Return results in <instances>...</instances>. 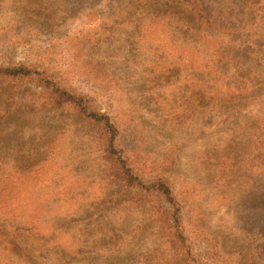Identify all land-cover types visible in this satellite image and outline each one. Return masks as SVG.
<instances>
[{"label":"rangeland","instance_id":"1","mask_svg":"<svg viewBox=\"0 0 264 264\" xmlns=\"http://www.w3.org/2000/svg\"><path fill=\"white\" fill-rule=\"evenodd\" d=\"M116 1L0 0V66L37 71L0 75V264H264L262 0ZM44 76L108 114L178 220Z\"/></svg>","mask_w":264,"mask_h":264},{"label":"trees","instance_id":"2","mask_svg":"<svg viewBox=\"0 0 264 264\" xmlns=\"http://www.w3.org/2000/svg\"><path fill=\"white\" fill-rule=\"evenodd\" d=\"M116 2L121 3V0H117ZM263 3L264 0L260 1V8H258V11H260L261 13H264ZM193 10L194 12H197L196 8H194ZM229 16V23L232 24L234 15L230 14ZM197 19L203 21L205 26H211L214 24L215 27H218L219 25L223 24V21H221L220 19L210 21L208 18L204 17L201 14H197ZM206 19L208 20L206 21ZM239 71L241 74H238V76H240L242 79L244 78L243 75L245 74L253 73L256 76V80L248 79L249 82L244 84L247 86L244 91H251L252 88L258 86V83H263V81H261V76L258 73L252 71ZM30 73L35 74L37 73V71L33 68H28L23 65H16L13 67L0 66V75L4 76L5 79L22 80L29 76ZM40 81V83L43 85L44 92L49 95V99L51 100V102L57 105H66L70 108L78 110L81 114L84 115V117H86V119L90 123L97 124L98 127H100L102 132L105 134V145L103 147L104 158L111 166V172L114 174L113 177H117L120 183L123 185V190L128 187L130 189L139 190L140 193L144 194V197L151 198L154 201L159 196L161 200L156 203V208L151 209H161L163 201L172 208L171 216H173L175 220H178L179 206L177 205V202L172 194L169 185L159 177L153 178L150 181L143 180V167L137 162L136 156L132 153L131 150L128 151L127 149H119L116 146V142L119 136V128L115 124V122L110 119L108 114L100 112L97 109H94L93 107H90L89 105H87L86 100L83 96H78L73 93H69L65 88L56 84L58 82L52 78L44 76L40 77ZM240 91L243 92L242 90Z\"/></svg>","mask_w":264,"mask_h":264}]
</instances>
